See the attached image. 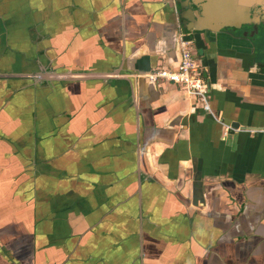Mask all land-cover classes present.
<instances>
[{
    "label": "crops",
    "instance_id": "obj_1",
    "mask_svg": "<svg viewBox=\"0 0 264 264\" xmlns=\"http://www.w3.org/2000/svg\"><path fill=\"white\" fill-rule=\"evenodd\" d=\"M0 264H264V0H0Z\"/></svg>",
    "mask_w": 264,
    "mask_h": 264
},
{
    "label": "built area",
    "instance_id": "obj_2",
    "mask_svg": "<svg viewBox=\"0 0 264 264\" xmlns=\"http://www.w3.org/2000/svg\"><path fill=\"white\" fill-rule=\"evenodd\" d=\"M178 44L180 60L176 68L157 67L143 76L153 83L164 82L180 86L188 95L199 99L204 109H209L207 102L209 83L198 71L199 65L192 53V39L188 34L180 32Z\"/></svg>",
    "mask_w": 264,
    "mask_h": 264
},
{
    "label": "water",
    "instance_id": "obj_3",
    "mask_svg": "<svg viewBox=\"0 0 264 264\" xmlns=\"http://www.w3.org/2000/svg\"><path fill=\"white\" fill-rule=\"evenodd\" d=\"M200 7V6H199ZM201 8V7H200ZM201 11L199 10V13H200ZM263 23V22H262ZM257 38H260L261 37V35H262V30L259 28L258 29V27H257V24L256 25H254V33H253ZM258 40V39H257Z\"/></svg>",
    "mask_w": 264,
    "mask_h": 264
}]
</instances>
